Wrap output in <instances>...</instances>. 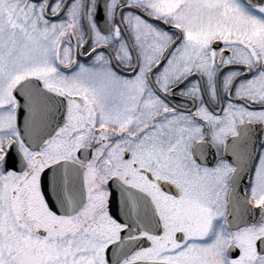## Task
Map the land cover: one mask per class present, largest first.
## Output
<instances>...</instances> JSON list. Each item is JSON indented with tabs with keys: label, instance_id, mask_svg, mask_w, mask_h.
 <instances>
[{
	"label": "snow or ice",
	"instance_id": "1",
	"mask_svg": "<svg viewBox=\"0 0 264 264\" xmlns=\"http://www.w3.org/2000/svg\"><path fill=\"white\" fill-rule=\"evenodd\" d=\"M0 264H264V0H0Z\"/></svg>",
	"mask_w": 264,
	"mask_h": 264
}]
</instances>
